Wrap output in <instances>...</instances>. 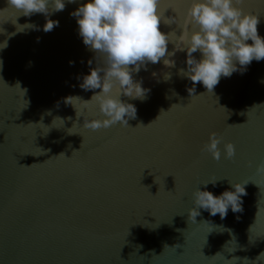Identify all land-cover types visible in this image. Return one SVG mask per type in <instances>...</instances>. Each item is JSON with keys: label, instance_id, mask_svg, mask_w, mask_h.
<instances>
[{"label": "water", "instance_id": "1", "mask_svg": "<svg viewBox=\"0 0 264 264\" xmlns=\"http://www.w3.org/2000/svg\"><path fill=\"white\" fill-rule=\"evenodd\" d=\"M190 3L160 0L161 15L176 20L161 31L174 41ZM78 6L52 15L59 26L44 32L42 14L17 24L0 0V264H264V175L255 168L264 161V60L221 77L213 93L197 83L190 96L177 52L175 67L161 61L135 74L151 91L129 101L137 117L128 127L84 129L83 118L99 113L77 77L103 58L78 35ZM237 6L260 17L264 36V0ZM26 23L41 30L17 32ZM68 96L79 98L72 106ZM212 132L236 145L234 160L202 152ZM209 179H221L208 185L216 194L248 182L242 211L189 219L191 193Z\"/></svg>", "mask_w": 264, "mask_h": 264}, {"label": "clouds", "instance_id": "2", "mask_svg": "<svg viewBox=\"0 0 264 264\" xmlns=\"http://www.w3.org/2000/svg\"><path fill=\"white\" fill-rule=\"evenodd\" d=\"M242 2L191 0L185 18L188 27L177 35L175 41L172 31H161V23L171 26L176 20L174 16L165 18L161 15L160 0H6L5 8L19 13L16 23L20 16L42 14L45 18L42 30L50 32L59 26V20L51 19L52 15L63 11L67 4H79L70 13L76 19L78 35L94 57L99 54L103 58L100 65L95 63L87 74L77 77L81 89L94 92L88 101L95 102L99 113V118L80 116L83 118L82 127L96 131L117 124L128 127L129 121L136 119L137 108L129 101L143 102L148 98L151 89L143 87L142 79H135V74L142 68L147 70L148 64L162 61L164 66L172 68L176 66L173 57L177 52H184L186 67L180 68L178 74L192 82L193 86L187 88L192 96L196 95L197 83L213 93L221 77H230L234 72L243 74L253 61L264 60V36L258 32L260 17L237 6ZM24 25L27 27L17 32L41 30L35 24ZM169 44L173 45L171 51ZM7 46V39L0 41V50ZM194 53H198L199 58ZM88 63L92 65L93 60ZM171 78L170 72L163 75L165 82ZM260 82L264 83V80ZM75 98L79 97L68 96L64 101L73 106ZM84 108H88L87 103ZM75 113L78 118L76 108ZM202 152L210 154L216 161L221 160L222 154L229 161L237 154L236 145L215 132L209 134ZM255 168L258 174L264 175V161ZM219 180L209 179L197 185L191 193L189 219L196 221L202 210L209 216L218 214L221 219L226 218L229 210L233 213L242 211L248 182L229 181L230 187L216 194L208 189V185L216 187Z\"/></svg>", "mask_w": 264, "mask_h": 264}]
</instances>
